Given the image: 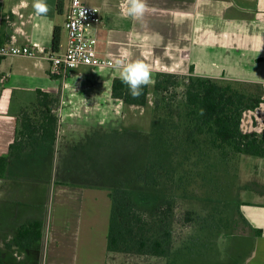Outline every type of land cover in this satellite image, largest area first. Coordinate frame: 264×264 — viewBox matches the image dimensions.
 Listing matches in <instances>:
<instances>
[{"label":"crops","instance_id":"1","mask_svg":"<svg viewBox=\"0 0 264 264\" xmlns=\"http://www.w3.org/2000/svg\"><path fill=\"white\" fill-rule=\"evenodd\" d=\"M81 1L102 12L100 55L114 63L117 59L147 63L150 87L156 74L164 72L258 84L264 90V0H147L149 11L139 21L123 14L122 0ZM58 2L47 0L50 11L38 16L32 0H24L27 7L21 0H0V36L5 17V44L37 47L38 54L36 58L0 59V157L9 154L16 139L17 116L21 104L27 102L22 96L31 100L35 91L42 90L61 95L63 106L79 100L95 117L60 114L57 141L63 133V143L57 142L49 175L41 173L40 160L28 159L11 160L0 176L3 264H110V187L83 178L84 172L57 178L55 161L60 153L68 158L80 150L94 155V132L122 128L110 109L104 111L105 107L114 109L118 101L112 98V84L120 71L81 67L72 75H50L47 55L53 51L56 27L62 29L61 45L67 41L69 1L62 0L60 10ZM103 107L104 113L99 110ZM102 113L106 119L100 117ZM241 130L264 134V92L261 106L244 113ZM79 139L82 145L75 141ZM243 158L253 168L252 177L244 182L245 196L240 197L238 210L242 223H248V232L240 235L238 256L229 264H264V158ZM84 159L91 163L88 154ZM34 167H39L36 172ZM33 222L43 224V237L26 250L16 236L21 227Z\"/></svg>","mask_w":264,"mask_h":264},{"label":"trees","instance_id":"2","mask_svg":"<svg viewBox=\"0 0 264 264\" xmlns=\"http://www.w3.org/2000/svg\"><path fill=\"white\" fill-rule=\"evenodd\" d=\"M61 1L58 2L59 10ZM5 24L6 19L3 17L0 46L5 45ZM61 36L62 29L56 27L53 36L54 52L59 51ZM263 92V87L258 84L193 74L185 77L157 73L152 91L154 101L149 137L151 154L157 153L161 160L152 158L145 173L137 172V182L157 188L161 187L164 176L166 184L174 188L175 172L166 168L163 160L166 156L175 159L183 145L193 147L202 155H214L224 161L236 155L264 158V134H244L241 130L244 113L261 106ZM150 94L148 85L143 89V95L133 99L127 85L120 78L114 79L112 84V98L128 107H147ZM29 101L19 110L16 139L10 146L9 154L0 157V176L5 174L11 160L38 159L42 163H47L49 159L52 163L54 160L60 123L56 110L61 95L37 90L34 98ZM110 189V261L129 254L167 257L172 246V232L166 223L164 225L160 213L157 214L160 209L152 208L153 215L149 219L142 209L144 203L136 201L130 189L124 186ZM171 203L169 199L168 204ZM238 215L240 217V213ZM245 225L248 227L246 221ZM42 232L41 222L29 223L19 229L16 242L28 250L42 239ZM255 234L260 236L261 232L256 231ZM0 264H3L1 255Z\"/></svg>","mask_w":264,"mask_h":264},{"label":"rangeland","instance_id":"3","mask_svg":"<svg viewBox=\"0 0 264 264\" xmlns=\"http://www.w3.org/2000/svg\"><path fill=\"white\" fill-rule=\"evenodd\" d=\"M153 86L150 87L147 107L129 108L120 101H114V109L100 108L103 113L110 109L112 117H116L122 128L94 132V148L97 152L91 156L87 153L90 164L84 159L87 151L80 150L72 158L60 153L55 161L57 178L84 172L86 175L83 174V178H92L91 181L101 182L114 189L121 186L130 189L134 199L144 203L142 209L149 219L153 215L152 208L160 209L157 214L160 213L164 225L166 223L172 232L169 255L163 258L120 255L112 259L110 264L232 263L238 256L236 243L240 235L248 232L240 220L238 210L240 197L245 196L244 182L252 177L253 168L243 158L245 156H231L228 161H224L214 155H202L193 147L183 145L175 159L166 156L163 160L166 168L175 172L174 188L166 184L164 176L161 187L153 188L138 183L137 172L145 173L152 158L161 160L157 153L156 156L151 154L150 149ZM22 97L21 100L30 102L29 97ZM85 109L82 101L63 106L61 99L56 114L59 117L60 114L64 117H95L94 111ZM103 113L100 117H104ZM63 135L60 134L57 141L60 145L63 143ZM75 141L79 144L83 142L81 139ZM49 162L50 159L42 163L41 173L50 174L52 163ZM37 168H33L34 172ZM169 199L171 205L168 204Z\"/></svg>","mask_w":264,"mask_h":264},{"label":"built area","instance_id":"4","mask_svg":"<svg viewBox=\"0 0 264 264\" xmlns=\"http://www.w3.org/2000/svg\"><path fill=\"white\" fill-rule=\"evenodd\" d=\"M69 8L65 23L67 41L60 45L59 51L50 52V75L60 77L72 75L81 67L103 70L115 67L113 60L103 57L99 52L98 30L103 23L102 12L98 7L88 6L81 0H68ZM84 11V16L81 12ZM37 48V47H36ZM35 47L19 46L15 43L0 46V58L38 56Z\"/></svg>","mask_w":264,"mask_h":264},{"label":"clouds","instance_id":"5","mask_svg":"<svg viewBox=\"0 0 264 264\" xmlns=\"http://www.w3.org/2000/svg\"><path fill=\"white\" fill-rule=\"evenodd\" d=\"M77 4L79 0H76ZM23 6L27 7L24 0H21ZM32 8L38 16L46 15L50 11L47 0H32ZM121 10L126 17L135 20H143L145 14L149 11L147 0H122ZM84 16V11L81 12ZM115 67L120 71V80L127 85L129 94L133 99H138L143 95V89L152 83L150 66L142 60L125 61L117 59Z\"/></svg>","mask_w":264,"mask_h":264}]
</instances>
